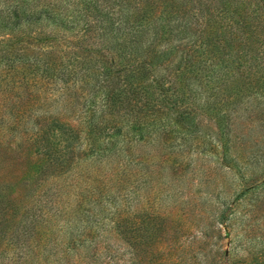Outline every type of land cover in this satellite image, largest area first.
<instances>
[{"label": "rangeland", "instance_id": "obj_1", "mask_svg": "<svg viewBox=\"0 0 264 264\" xmlns=\"http://www.w3.org/2000/svg\"><path fill=\"white\" fill-rule=\"evenodd\" d=\"M201 2L221 20L208 36L205 9L187 0L164 28L140 26L130 0H0V48L63 50L56 74L37 78L39 101L0 115V140L21 153L1 158L0 171L37 175L4 209L0 264H122L132 235L139 264H264V47L254 41L264 27ZM133 30L140 37L125 46ZM114 86L121 96L104 121L113 134L98 151L80 134L64 167L29 156L33 119L81 132ZM52 147L53 158L64 152Z\"/></svg>", "mask_w": 264, "mask_h": 264}, {"label": "trees", "instance_id": "obj_2", "mask_svg": "<svg viewBox=\"0 0 264 264\" xmlns=\"http://www.w3.org/2000/svg\"><path fill=\"white\" fill-rule=\"evenodd\" d=\"M130 1V15L132 19L140 24V26L144 24L143 28L147 27V24L151 21V19H158L157 22L161 24L158 28H164L166 24L169 23L168 16H170L171 13L176 14L175 11L177 7L183 3V0ZM187 1H189L191 5L195 6V12L196 10L198 12V8L205 9L203 27L199 30L201 35L208 36L212 34L213 30L216 31L217 28H219L221 20L218 21L209 19L206 16L208 12L207 7H204L205 4H203L201 0ZM219 3L220 7L218 12L220 13L219 16L221 19H232V14L242 13L244 14L243 18L247 19V21L241 20L240 25L242 27L253 23L256 26L264 27V0H219ZM84 7V9H90V6L88 5H84ZM230 23L236 24L234 23V19L231 20ZM139 37V30L129 31L123 34V42L121 43H123L125 46H130L132 44H136ZM257 38H254V41L257 42L258 40V44L264 47V37L257 36ZM10 44L0 48V115H2V112H6V114L9 116L11 115L12 111L17 112L21 107H25V103L30 101V105L33 107L35 103L39 101V97L37 95L39 91L42 90L43 84L40 83L37 78L49 80L50 75L53 76L52 74H56L62 63L61 61L57 60V54H61L63 52L61 47L44 51L38 48H29L27 46L13 47L11 46L12 44ZM70 52L72 53V51ZM141 68L142 70H146L147 64ZM135 69L139 70L140 68L136 67ZM106 70H108L107 67H102V71L98 74L102 73L104 76H106ZM129 73L130 75H134L133 72ZM63 74L64 73H62V76ZM145 75L146 74H142V77L145 78ZM64 78L68 80L74 79L72 74ZM60 81H62V78ZM105 81L109 82L110 80L107 78ZM42 91H44V89ZM2 96L3 98L1 99ZM120 96L121 90L119 87L114 86L111 92L105 90L99 100V114L97 115L96 120H93L92 111L88 117L83 119L82 126L79 128L81 132H78L77 128L76 130L74 129L75 125H71L66 121L60 122L58 119L50 116L45 118L43 121L41 119H33L31 122V137L27 135V140H30L29 147L27 148L29 156L36 155V160L38 161L50 159L49 165L51 169L64 167L71 160L70 153L73 152L75 142L80 134L81 140L83 142H86V144L89 145L93 151H98V141L100 136L104 135L109 138L113 134V131L110 133L107 130L110 125L106 126L104 123L106 120L105 112H108V114L111 115L113 106L117 104L116 99ZM25 100V103H21ZM2 101H4V103ZM5 103H8V106H6ZM20 113H22V111H20ZM113 128H115L114 125H112L111 130H113ZM104 132L107 133L104 134ZM53 141L57 144H63L64 147V152L54 158L52 147V144L54 145ZM110 145L111 144L109 143V146ZM15 146L17 145H14L7 140H0V159L2 158V160L6 162L11 158H18L21 153H16L17 150L15 149ZM100 161L101 160H98V162ZM8 176L12 175H7L6 171H0L1 233L5 228V221H7L3 217L5 207L14 204V201L16 200L21 199L18 195H12L14 188H19L20 185L24 186L26 183L33 182V180L37 178L36 174H32L31 176L19 175L18 177ZM25 192L26 194L31 195L34 194L35 190L32 192L25 190ZM120 227L122 228L121 231L125 233L126 229H124V227L126 228V225L123 221L120 224ZM125 247L129 248L130 252L128 253L127 258L123 259L121 263L139 264L140 259L138 250L140 247V241L137 239V237L132 235L130 241L125 243Z\"/></svg>", "mask_w": 264, "mask_h": 264}]
</instances>
